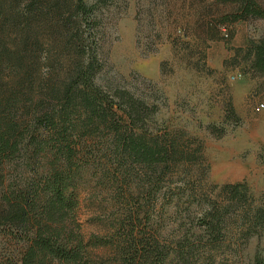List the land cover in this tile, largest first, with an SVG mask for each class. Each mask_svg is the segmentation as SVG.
<instances>
[{"label": "rangeland", "instance_id": "374dc122", "mask_svg": "<svg viewBox=\"0 0 264 264\" xmlns=\"http://www.w3.org/2000/svg\"><path fill=\"white\" fill-rule=\"evenodd\" d=\"M256 1L264 8V0ZM84 2L93 12L82 22L89 48L82 61L93 62L94 88L122 123H130L125 110L134 103L142 122L132 137L156 151L149 161L127 163L108 131L81 140L75 215L89 255L125 264L120 247L132 235L153 242L160 255L139 264L263 260L264 223L256 212L264 204V107L257 112L255 106L264 104V73L253 69L251 50L264 39V18L217 27L210 10L218 16L238 6L217 0ZM55 20L52 13L50 21H31L42 45L38 77L50 91L62 86L78 59ZM4 31L18 35L9 25ZM14 168L3 172L6 183L32 175L23 164ZM228 185H240L231 197L224 194ZM25 242L0 227V262H18Z\"/></svg>", "mask_w": 264, "mask_h": 264}, {"label": "trees", "instance_id": "16d2710c", "mask_svg": "<svg viewBox=\"0 0 264 264\" xmlns=\"http://www.w3.org/2000/svg\"><path fill=\"white\" fill-rule=\"evenodd\" d=\"M226 2L238 4L237 9L218 16L210 10L217 27L228 20L264 18V8L256 0H217ZM92 12L84 0H0V227L24 235L26 241L18 262L6 259L0 264H104L87 252L75 215L77 147L81 140L108 131L127 163L146 162L156 155L143 140L132 137V129L142 122L134 103L125 110L130 123H122L111 102L100 98L94 88L93 62L82 61L89 48L81 28ZM52 13L66 38V49L78 59L62 86L50 91V83L41 80L43 84L38 77L42 45L32 34L31 21L34 17L50 21ZM8 25L18 35H5ZM251 52L253 69L264 73V39L253 41ZM7 77L15 78V86L3 85ZM37 89L41 92L35 100ZM21 164L32 175L6 183L3 172ZM239 187L228 185L224 194L231 197ZM256 221L264 223V204ZM216 222L215 216L207 223L208 231H214ZM153 247V242L129 235L120 248L125 264H139L141 257L160 256ZM256 264H264V259Z\"/></svg>", "mask_w": 264, "mask_h": 264}, {"label": "built area", "instance_id": "2783aa9c", "mask_svg": "<svg viewBox=\"0 0 264 264\" xmlns=\"http://www.w3.org/2000/svg\"><path fill=\"white\" fill-rule=\"evenodd\" d=\"M263 107H264V104H257L255 106V111L259 112V111H261L263 109Z\"/></svg>", "mask_w": 264, "mask_h": 264}]
</instances>
